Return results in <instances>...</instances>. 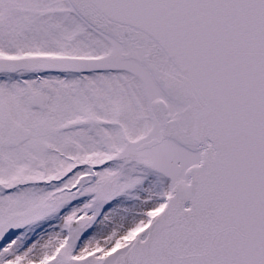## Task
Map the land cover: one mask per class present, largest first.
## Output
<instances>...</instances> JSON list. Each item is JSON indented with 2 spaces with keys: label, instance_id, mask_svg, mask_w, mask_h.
<instances>
[{
  "label": "snow or ice",
  "instance_id": "obj_1",
  "mask_svg": "<svg viewBox=\"0 0 264 264\" xmlns=\"http://www.w3.org/2000/svg\"><path fill=\"white\" fill-rule=\"evenodd\" d=\"M0 264H264V0H0Z\"/></svg>",
  "mask_w": 264,
  "mask_h": 264
}]
</instances>
